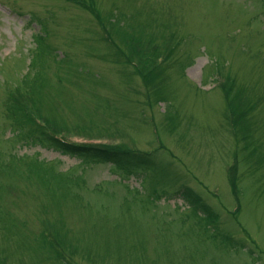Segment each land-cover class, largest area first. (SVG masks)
Returning <instances> with one entry per match:
<instances>
[{
    "label": "rangeland",
    "instance_id": "1",
    "mask_svg": "<svg viewBox=\"0 0 264 264\" xmlns=\"http://www.w3.org/2000/svg\"><path fill=\"white\" fill-rule=\"evenodd\" d=\"M0 264H264V0H0Z\"/></svg>",
    "mask_w": 264,
    "mask_h": 264
},
{
    "label": "trees",
    "instance_id": "2",
    "mask_svg": "<svg viewBox=\"0 0 264 264\" xmlns=\"http://www.w3.org/2000/svg\"><path fill=\"white\" fill-rule=\"evenodd\" d=\"M45 128L46 126L43 125ZM40 134L43 137H46L48 143L50 146H53L57 149H60L61 151L73 154V155H79L82 157H86L87 159H113V160H119L122 161L124 157V153L115 151L106 147H96L91 145H82V144H76L73 142H70L64 138H60L56 134H51L47 131H42ZM147 157V156H146Z\"/></svg>",
    "mask_w": 264,
    "mask_h": 264
}]
</instances>
